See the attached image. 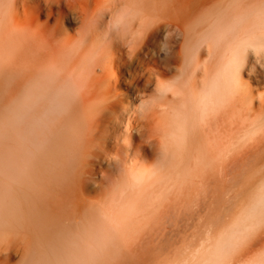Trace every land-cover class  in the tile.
Segmentation results:
<instances>
[{
	"label": "rangeland",
	"instance_id": "374dc122",
	"mask_svg": "<svg viewBox=\"0 0 264 264\" xmlns=\"http://www.w3.org/2000/svg\"><path fill=\"white\" fill-rule=\"evenodd\" d=\"M92 6L88 9L92 10ZM9 13L0 5V217L23 223L17 227L0 226V264H26L30 257L29 240L43 238H47L57 250L61 249V243L68 244L72 252H77L76 258L73 257L75 261L83 260L85 256L88 260L94 257L96 264H264V130L238 140L231 129L234 116L229 111L208 109L199 115L191 102L217 73L218 54L223 51L222 39L228 37L224 32L229 30L230 36L231 26H236L235 33L241 26L242 30L257 22L264 25L262 0L226 2L224 15L219 18L220 37L214 35L213 40L207 42L212 52L192 53L183 74H179L183 67L181 62L172 64L171 69H163L160 67L163 65L146 61L130 62L129 57H125L128 64L125 67L122 64L108 67L113 77L120 75L118 81L113 78L110 82L118 101L117 117L114 124L109 125L112 132L100 131L99 137L90 142L92 148L101 154L90 155L88 164L73 168L78 172L73 171L76 176L72 169L69 171L72 175H68L66 181L71 182L66 190L72 192H69V199L62 202L67 210L63 213L58 211L60 204L56 202L57 198L61 199L55 198L57 194L53 197L49 194V189L55 187L51 182L54 178L38 171L40 162L35 154L38 118L35 116L37 81L34 75L45 58V51L33 41V44H26L23 39L19 42L16 35L7 30L13 19ZM43 20L44 17L39 18L40 22ZM62 21L60 26L67 31V36L78 38L75 31L84 25L72 17ZM90 42L88 38L83 45L79 43L80 46H89ZM107 43L106 39L98 41L102 45ZM120 46L115 53L127 49L125 45ZM65 50L59 55L62 62L67 61L65 64L70 65L73 61L83 70L87 67L88 60L86 62L82 56L72 59L73 55H68L67 48ZM263 66L259 65L255 70L244 69L241 74L242 80L248 79V75L254 77L248 83L255 94L264 89ZM93 70L86 74L90 80L82 76L76 83H69L72 80L68 78L62 81L66 86L68 84V88L77 87L81 93H89L83 94L82 98L91 101L85 102L86 98L80 101L79 96L75 103L79 111L76 109L73 113L84 110L94 117H103L107 110L98 105L96 98L104 90L102 79L97 80L101 71L98 66ZM148 74L150 83L144 87V78ZM159 80L164 84L177 83L182 87L179 89L183 95L178 92L175 96L170 89L165 94L159 93L155 88ZM90 94L97 102H92ZM182 96L187 97L188 109L191 99V114H186L189 120L185 124L192 134L172 121L175 116L171 114L170 106H185V99H181L185 97ZM139 102H151L154 112V120L144 127L140 124L139 131L160 124L155 139L160 138L162 146L158 145L160 149L155 142L156 148L150 155L144 154L150 147L146 133L141 136L139 131L131 129L134 123L125 121L134 115L133 110ZM40 106L42 111H47L44 103ZM165 109L169 112L162 113ZM44 112H41L45 116L44 122L41 116L40 123L47 125L45 119L49 111ZM49 113L52 119L63 116V113L55 114L56 111L51 114L50 110ZM73 120L76 124L83 122L81 115ZM43 123L41 130L45 127ZM87 137L90 139L89 134L84 139ZM153 138L154 135L149 139ZM42 141L41 147L45 151L43 138ZM44 163L42 160L40 166ZM44 189L51 199L54 198V203L50 208L38 203L47 215L45 219L40 217L46 223L44 228L36 229L32 226L36 224V218L39 221V216L26 217L24 213H32L37 201L35 193L40 191L45 195ZM53 207L56 211L50 210ZM238 251L245 254L241 260H237Z\"/></svg>",
	"mask_w": 264,
	"mask_h": 264
},
{
	"label": "bare ground",
	"instance_id": "6f19581e",
	"mask_svg": "<svg viewBox=\"0 0 264 264\" xmlns=\"http://www.w3.org/2000/svg\"><path fill=\"white\" fill-rule=\"evenodd\" d=\"M228 1L230 0H0V5H3L8 12H11L9 14L13 18L7 30L10 31V33H14L19 42L23 39L22 42L33 44L31 42L33 41L37 45L39 44V47L45 51V58L41 62L38 70L36 69L37 72H35L34 75L37 81L36 93L34 96L36 103L35 116L38 118V121L36 120L37 123H35V128L37 127L35 130V141L38 143V145L36 144L35 154L38 162L41 163L42 160L46 162L44 163L45 165L40 166V163L37 165L38 171L44 175L49 174L54 178L51 179V182L55 187L54 189H49V194L52 197L57 194L55 198L59 197L62 200L57 198L56 201L60 204V206H57L60 213L67 211L62 202L63 200L67 201L70 197L69 192L71 189L66 190V187L70 185L68 182H71V180H68V182L66 181V179L70 177H68V175H72L71 173L76 171L74 169L78 167L77 165L80 166V164L85 163V166L88 164V156H99L101 154L98 150L92 148L90 142H92L95 137L96 139L99 137L100 131L106 133L112 132L110 126L114 124L115 118L117 117L115 113L117 111L118 101L114 98L115 93L111 90L110 84L112 83L110 82L113 78L115 81H118L120 75L116 74L113 77L108 67L119 66V64L125 67L128 65L125 57H129L128 60L130 62L135 60L138 62L146 61L147 63L163 65V67L160 66L163 69H165L164 67L171 69L172 64L181 62V67L182 63L183 67H180V73H178L183 74L182 71H186V62L191 60L192 53H199L204 50H207L208 53L212 52V47L207 42L210 39L213 40L214 35L216 37L220 35L218 32V27L220 25L219 18L224 15L225 3ZM90 5H93L92 10L88 9ZM40 17H44L42 22L39 21ZM71 17L78 19L84 25L83 28L76 29L75 31L78 38L68 37L67 31L60 26L62 20ZM106 19L110 21H106ZM254 25L257 26H250V28L247 27L246 29L243 27L242 30L241 26L239 28L240 30L235 31V33L234 28L236 26H231L232 28L230 29L233 30L234 34L230 30L232 34L230 36L229 33H227L229 30L224 32L228 34V37L222 39V42H224V44L221 45L223 46V51L221 55L218 54L219 65L217 64L218 69L216 75L213 76L210 82L205 83L203 91L198 93L196 99L194 98V100L191 101L188 97V102L190 103L189 109L192 104L191 102H193L194 104L192 105L195 106L194 108L196 110L198 109L199 115H203L208 109L214 111H229L232 116H234L231 129L234 130L233 132L238 140L240 138L243 139L247 134H255L259 130H264V89L255 94L249 89L248 83V80H254V77L248 75V79L242 80L243 77L241 76L244 69L255 70L259 65H264V25L258 24V22ZM23 36L29 38H23ZM88 38L91 39V45L80 46L81 43H84V41L86 42ZM101 39H106L108 43L104 45L98 44V41ZM123 45L127 47V49L124 50L125 52L117 54V51V53H115V50L118 49L119 46L123 47ZM248 45H251V47H248ZM66 48L68 49V55L74 56H72V59L75 58V56L77 58L78 56H82L86 62L88 60L89 63H87L88 65L86 64L87 67L85 68L87 71L75 65L73 61L74 64L70 61L71 64L68 65V63L66 65L65 62L67 63V61L62 62L60 60L59 55L62 51H66ZM219 49L221 50V48ZM110 54H113V57L110 56ZM140 54H143V57H141L142 59L139 57ZM161 55H163V57H160ZM61 56L64 57L63 55ZM70 57L71 56L66 59L69 60ZM97 66L101 71L99 79L97 80L100 81V79H102L101 83L103 82L104 90L98 93L96 98H98L100 103L98 105H103L107 110V114L103 117H94L92 113H84L83 109L82 113H73L76 109L78 110L77 107L75 108L77 105L75 104L77 98L81 96L80 101L86 98V102L88 101L87 97H82L84 96L83 94L89 95V93H81L80 88L69 86L71 91L67 87L68 84L66 86L63 84L62 80L68 78L72 80L69 81V83H74L82 76H85V80L86 77L87 80H90V77L86 76V74L88 75L94 72L93 67ZM262 68H264V66ZM158 71L162 72V69H158ZM148 76L149 74L146 76L147 78H144L146 82L144 87L147 86V83H150L151 76ZM136 77L133 78L135 79ZM94 78L97 77L94 76ZM159 81L157 86L155 85L159 93L165 94L166 91L170 89V92L174 93L176 96L178 92H181V89H179L180 86L177 83L173 84L172 82L171 84H164ZM99 84L97 86H99ZM97 86L95 88H98ZM186 94L185 92L184 95ZM179 95H183L182 92ZM91 96L92 94H90L89 97ZM186 98L187 97L181 98L185 99V106L188 104ZM96 100L97 99L92 102ZM182 102L183 101H181V103ZM41 103H44L47 110L46 112L41 110ZM57 103L59 105H57ZM151 104V102H139L138 106H136L134 110L132 109L134 115L128 116L125 120L126 122L134 123L135 127L133 125V128H131L132 130L139 131L137 127L140 126V124L144 127L154 120V112L151 108ZM185 106H180V104L179 106H170L171 114L175 116L172 121L185 132L192 134L193 132L185 124V122L189 120L187 119L189 116H187V118L185 117L186 114H191L188 105ZM192 109L191 107V111ZM50 110L51 114L56 111L55 114L58 113L59 115V113H63V116L61 114V118H55L57 120L52 119L50 118L51 116H49ZM41 112L45 114L48 112L49 114H47L48 116L46 115L45 119L47 125L43 123V118L45 116H42ZM168 112L169 110L167 111V109H165L162 113ZM80 115L83 122L76 124L73 118L77 119ZM41 116L42 123L45 126H43V130H41ZM159 125L155 124L153 129L138 132L141 136L146 133L148 138L147 142L150 144V147L145 150L144 154L146 155L152 154V151L156 148V143H158L157 146L161 144H159L160 138L158 141L156 140L157 138L155 139V135L160 132ZM141 127L142 126H140V128ZM87 134L90 135V139H88V137L84 139ZM152 135H154V138L149 139ZM42 138L44 139V144H46L47 150L45 151H43L41 147L43 142ZM160 146L158 147L160 148ZM194 147L192 148L195 149ZM200 151L199 149L198 152ZM194 153L198 156L197 152ZM81 161L82 163H79ZM75 165L76 167H74ZM71 169L72 172L69 173ZM69 187H67V189H69ZM43 191L45 195H42L40 191L35 193L37 201L36 204H34L35 208L32 213H29L30 215L24 213L26 217L31 216L35 218L39 216V221L36 218V224L32 226L36 227V229H38V227L40 229L44 228L46 224L43 220L47 215L44 210L45 205L50 208L51 203L52 206L54 203V198L51 199L48 196V191H45V189ZM38 203H41L44 207H41L42 205ZM53 209L54 207L50 210L53 211ZM54 211H56V209H54ZM22 223L23 222L19 220L9 221L7 218L0 217V226L11 225L17 227ZM94 226L95 225H93V229ZM32 231L33 230H30L29 232ZM27 246H29L28 251L30 257L26 264H96L94 257L92 260H88L86 256L83 260H73V257L76 258L77 252L74 250L72 252V248L68 246V244L61 243V249L57 250V248L54 249L47 238L37 240L30 239ZM54 250L56 251L53 252ZM238 252L239 254L236 253L239 256L237 260H241L242 254H244L245 251L243 253L241 251Z\"/></svg>",
	"mask_w": 264,
	"mask_h": 264
},
{
	"label": "snow or ice",
	"instance_id": "6c2138e0",
	"mask_svg": "<svg viewBox=\"0 0 264 264\" xmlns=\"http://www.w3.org/2000/svg\"><path fill=\"white\" fill-rule=\"evenodd\" d=\"M262 3H264V0H262ZM248 47H251V45H248ZM262 202H264V197H262Z\"/></svg>",
	"mask_w": 264,
	"mask_h": 264
}]
</instances>
